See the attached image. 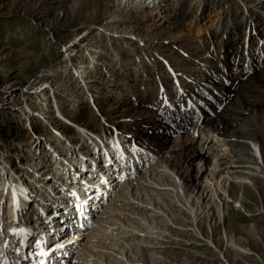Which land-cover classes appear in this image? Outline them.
I'll return each mask as SVG.
<instances>
[{
	"label": "rangeland",
	"instance_id": "rangeland-1",
	"mask_svg": "<svg viewBox=\"0 0 264 264\" xmlns=\"http://www.w3.org/2000/svg\"><path fill=\"white\" fill-rule=\"evenodd\" d=\"M59 1L60 4L66 2L67 4L64 6L69 8L68 14L70 13L73 15L78 11L76 10L78 6H83L82 4L85 2V0H73L71 1L72 3L69 2V0H0V92L2 91L0 99H8L7 103L4 104L7 105V107L0 109V150L9 154L7 159H9L10 165L15 162L17 163L14 169L16 174L18 171L21 172V161H29L27 160L26 154L24 156L22 155L23 157L21 156V151L25 152V148L29 147L30 136H32L33 133L27 127L28 124L24 121L25 118H23L20 111L13 110V107H9V105L17 106L21 101L19 100L18 102L19 96L22 94L21 92H23L26 96V101L34 104L36 109L47 107L50 110V104L54 99L51 93L52 89L51 91L48 90L49 92L46 91L48 97L46 101L48 102V105L43 104L44 102H38L37 104L36 98L37 96L42 95L41 92L31 93V91L36 88L39 91L41 89L40 83L48 79H51L50 83H52V88H54L53 94L56 97V101L59 100L63 102L65 115L69 117V119H80L81 121L86 119L90 121L92 125L99 128L102 121L99 122V119H97L99 117L92 114L88 105V100L83 98L91 97L93 103H97L101 106L104 115L103 117H105L106 120L109 117L113 118H110L109 123L115 124L116 127L124 131L123 133L128 132L132 134V137L134 136L139 149L146 148L149 151L153 150V148L155 149V147L160 144L159 141L157 143V140L164 139L168 133H171L173 137V139L170 140L172 144H175L177 141L187 140V137L189 136L186 135V132L191 133L190 129L188 127H177L179 129L182 128L180 132L175 128L177 123H180L179 114H176V116L174 115V117L171 113L164 114L163 119L167 117L165 120V126L167 125L168 127H166V129H169L164 137H159V135L163 133L158 132L157 129L150 128L148 130L149 115L151 114L146 115L148 117L143 116L145 113L142 114V112H146L147 109L146 105L142 103L140 99L142 93L138 95L137 93L133 94L132 89L131 92L126 91L123 81H127V85H130L131 88L133 83V86L139 84V71H142L144 69L143 66L145 65V67L148 68L146 76L151 77L150 84L153 86L152 96H150L149 100H157L160 95V89L165 86V92H169L168 95L171 93L172 97L170 100L175 103H177V95L172 73L175 69L180 68L181 66L182 68L194 72V75L195 72L198 74H196V77L192 74L183 80V82L186 83L185 86L190 85L191 87H195V81L199 76L206 82L208 81L210 83L212 81L213 83L211 82V84L216 85L217 83L214 84V80H208V77L204 76L202 72L198 73L196 71L201 70L202 66L207 62L216 64L217 61L216 58H214V55L216 54L214 51L212 52L211 49H207V47L205 48L204 45L210 44L202 45L197 42V36L191 32L193 19L191 17L192 13L184 14V10L187 11L193 4L197 5L200 1L209 4L212 0H171L169 6L171 9L170 12L172 16L175 17L174 19L178 21V26L174 29H169L170 31L168 30L167 33H161L160 29L157 26H154V21L149 18L150 15L146 14L144 16L141 12L131 10V8H129L130 5L127 6L125 0H120L121 4L117 5L112 4V0L88 1L87 4H91V10L98 4L102 6L101 8L106 10V13L101 17H97L98 11L95 8L92 12L93 18H91L89 14L84 15L83 13H80L86 20L92 19L94 21H99V23L105 27V29L99 31L97 29L92 30L91 32H81L83 33V38H85V40L79 42L80 45L91 43L97 47L99 46L96 48L97 50L100 49L98 51L100 55L99 58H95L97 60L95 64L97 67H88L89 74L88 78L85 79L87 80L88 85L85 86L80 85L76 78V70L81 64H83L80 63V56L82 54L81 48L83 46H77L73 52L70 53L72 57V59H70V55L63 53L62 49H60V45L57 44V37L50 36L47 31V29L52 27L53 24H57V22H55L56 20H54V13L58 12L55 10V7H59ZM132 3L134 4V2H131V4ZM71 4H74L75 6H72ZM217 7L221 8L220 6ZM211 15L212 13L209 16ZM83 16H80L79 19L77 15L71 16L68 22L77 23L83 18ZM94 17L97 18L94 19ZM212 18L216 21L218 18L217 14L212 15ZM205 20H207V26H209L206 28V31L210 32L214 29V23L211 24L206 17ZM98 38H100L99 41ZM96 40L97 42H95ZM138 40L144 42L140 45ZM145 43H148L146 47L144 46ZM131 49L132 51H130ZM90 51L92 52V50ZM232 53L234 52L229 54L228 60L229 66H231L230 68L233 69L229 72V79L227 81L228 85L225 87L223 91L224 93L220 95L219 105L217 106L218 112L220 113L224 110L229 112L230 109L237 108L243 110L253 106L259 108L263 106L264 108V65L254 69V73L252 74L244 73L240 70L241 66H237V62L234 59L235 53ZM230 55L233 56L231 57ZM90 59L91 57L89 56V60ZM149 59H151L152 62L149 63ZM142 61L143 63L141 64L140 62ZM219 62H221V60H219ZM26 64L28 67L25 68V70L23 67ZM112 70L117 79L114 87L111 86V83L107 82L110 81ZM50 72H52V75H46ZM18 78L26 79L23 83L19 84L20 87L14 93L16 99L13 102H9V92L11 89H3L15 85H12V83H16ZM61 95H64L66 99L61 97ZM77 103L78 105H76ZM32 111H34V109ZM41 111H46V109ZM253 115L256 120L251 119ZM209 119L210 118H208V120ZM244 119H246V122H255L253 126L251 125V128L254 130V133L259 140L262 141V146L264 147V109L262 115L257 112L248 111V113L246 112V114H244ZM159 122L162 123V121ZM50 124V121H35L32 122L31 127L34 131H49L48 128ZM154 133L158 134V136ZM152 134L153 136H151ZM201 135L202 134H199V137H197L198 139L195 141V145H193L198 149V152L200 150L198 156L203 155V150L198 148L201 144L200 142L203 140H201ZM249 145L250 147L248 148V151L250 150V153L253 152L259 161L257 147L253 146L251 142H249ZM173 148L176 147L173 146ZM168 150L172 151L176 156L174 157L175 162L171 161L172 166L171 164H168L169 161H167L166 164L173 169L178 165L181 166V159L179 162L178 158L183 155V152L181 153V150H172L167 145L164 151L167 153ZM17 154L20 159L15 157ZM2 155V152H0V159H3ZM18 160L20 162H18ZM154 162L155 166L159 163H164L162 161ZM202 163V161L199 162V165L195 167L196 170L199 171V174L201 167L204 166ZM216 163L217 160L211 164V168H217ZM139 165H141V162ZM143 167L144 166H137V169H142ZM138 175H142V172H139ZM209 178H211V175ZM209 178L207 180L210 182ZM163 179H160L158 182L165 183L162 185H168V187L173 189V192L171 190L161 191L162 193H168L163 197L166 201H169L166 207L162 203V208H167L166 213L171 211L170 213L174 215V218L172 217L171 221H168V226H164V221L161 220V217L152 216L150 218L149 213L151 210L145 211L141 208L137 209L136 204L138 202L136 204L133 202H136L139 199L141 202L142 199L143 201L141 203L149 206L147 201L154 200V198L156 201L159 197L151 191H148L146 195L143 190L144 188H141V192L137 197V193H134L135 191L137 192L136 188L134 191H130L132 184L130 183L131 180H129L130 184L125 182V186L123 185L124 188H119L120 191L122 188L124 191H127V189L129 190L130 198H128V202L115 201L117 205L114 202V206H119L121 212L120 214H110L113 217L116 216V219L119 221H124V228L128 229V231H133L132 233L135 232V229L138 231L137 236L134 235L133 238L138 237V239H142V233L147 236L143 237L146 240L153 236L158 238L155 239L154 237L153 243H148V241L142 239V242L136 243L137 240H135L132 241L135 242L133 245H128V247L130 246L129 250L132 252H135L138 248L137 252L139 254H137L135 258L139 257L140 264H264L263 183L257 190L251 187V189H245L242 186V188H239L234 192V195L230 194L228 196V183L224 185L225 187H218L215 184V189L213 187L214 182H212L213 184L211 183L210 187L211 191H208L207 196H205L201 209L198 208V212L201 211L199 224L201 225L200 228L203 230L200 234L195 225H193V227L191 224L193 214L187 209V206L189 205H183L180 200L175 197L176 193L173 188V186H175V181L168 177ZM170 182L172 184H167ZM127 184L128 186H126ZM0 187L1 190H3V184L0 185ZM5 190L7 191V194H9L8 191L10 194L14 192L12 188ZM0 195L3 196V191H0ZM135 196L137 198H135ZM236 196L239 199H242L241 201L244 203L243 207L239 206V202L234 200L233 197ZM115 197L117 198V196H114V198ZM196 207L197 205H195L194 209ZM125 211H129V215H126ZM132 211L135 213L139 212V214H136V216L133 214L131 215ZM106 215L108 216L109 213L105 212L104 216L106 217ZM176 216L177 218L179 217V222L177 221V218H175ZM105 217L103 218L105 219ZM111 221L112 223L114 222L113 224L111 223V225H113V227L115 226L114 228L117 232L123 229L121 227L120 229H116V225L119 227V225L115 223L117 221L114 219ZM183 223H186L187 225L184 227L181 225ZM93 225H95V223H92L90 228ZM244 231L249 234L244 233ZM140 232L142 233L139 234ZM105 233L110 232L106 231ZM121 233L123 232L121 231ZM95 234L98 235L99 233L96 232ZM95 234L92 233L91 236H96ZM102 237H100L102 240H97V244H99L98 246L101 247V250L104 249L105 253L99 252L101 250L96 251V259L101 257V260L104 263L106 259H110L109 257L111 255L121 256L120 253L123 251V242L119 245L121 250H118L108 247V244H110L109 242H112V240H108V238L103 240L104 238ZM128 239H126V241H129ZM83 240L84 241L77 246L78 248L82 247L83 243L90 242V240L85 242L87 241V238H84ZM52 242L53 241L49 244ZM146 244L150 247L143 246ZM126 249L128 250L127 247L125 250ZM74 250L75 249H72L73 253ZM129 250L127 253L130 255L135 254L129 252ZM89 252H91V249ZM73 253L72 256L74 255ZM67 259L70 258L67 257ZM114 259L116 258L112 257L110 259L111 263L109 264H119V262L116 263L117 260ZM138 259L135 260V264H137ZM89 262H91V260H89ZM89 262H85L84 264H88Z\"/></svg>",
	"mask_w": 264,
	"mask_h": 264
},
{
	"label": "bare ground",
	"instance_id": "bare-ground-1",
	"mask_svg": "<svg viewBox=\"0 0 264 264\" xmlns=\"http://www.w3.org/2000/svg\"><path fill=\"white\" fill-rule=\"evenodd\" d=\"M61 1H64V0H61ZM71 1L73 0H69V2ZM88 1L90 0H85V2H83L82 4L83 6L81 5L78 6V8L76 9L78 11L75 12L74 15L70 13L68 14L69 8H66L64 6L65 4H67L66 2H64V4L63 3L60 4V1H59V5H58L59 7L58 8L55 7V10L58 11L57 13H54V16H55L54 20H56L55 22H57V24H53V26L51 25L52 27H49L47 31L50 34V36L57 37L58 41L56 42L58 45H60V49H62L63 53H65L66 55H70V53L73 52V50L77 46L80 45L79 42H82L85 40V38H83L84 37L83 33L81 32L83 31L91 32L92 30L98 29L99 31V30L105 29V27L102 26L99 23V21H94L92 19L86 20L84 16L80 14V13H83L84 15L89 14V16L93 18L92 12H93V9L95 8L98 11L97 17H101L105 15L106 10L101 8L102 7L101 5L97 4L91 10L90 9L91 4H87ZM119 2L120 0H112V4L114 5L121 4V2L120 3ZM125 2H127L126 3L127 6L130 5L129 8H131V10L141 12L142 15L144 16L146 14L150 15L149 18L154 21L153 22L154 26H157L160 29L161 33H167L169 29H174L178 26V21L174 19L175 17H173L170 12L171 9L169 6L171 4L170 3L171 0H135V1L125 0ZM131 2H134V4L133 3L131 4ZM71 5L75 6L74 4H71ZM217 6H220L221 8H218ZM136 7H139V8H136ZM184 12H185L184 14L192 13L191 17L193 19H192V24H191L192 25L191 32H193V34L197 36V42H199L202 45L210 44V45H204L205 48L207 47V49L208 48L211 49L212 52L214 51V53L216 54L214 55L215 56L214 58H216V61H217V63L215 61L216 64L212 62H207L204 66H202L201 70H196V71L198 73L202 72L204 76L208 77V80L212 79L214 80V84L215 83L217 84L212 85L211 84L212 81L210 83L208 81L206 82L205 80H203V78L199 76L197 77V80L195 81V87H191L190 85L185 86L186 83L183 82V80L191 76L194 72H191V70L189 69L182 68L181 66L180 68L175 69V71H173L172 73L173 82L175 84L174 87H175V91L177 95V103L170 100L172 95L171 93L170 95H168L169 92H165L166 91L165 86L160 89V95L157 100L155 101L152 99L149 100L150 96H152L153 86L152 84H150L151 77L146 76L148 68H146L144 65L143 66L144 69L142 71L141 70L139 71V75H138L139 80H140L139 84H136L133 86L134 84L133 83L132 88H131L130 85H127L128 84L127 81H123V85H125V89L128 92H131V89H132L133 94L137 93L138 95L142 93L140 99L142 103L146 105V108H147L146 112H142V114L145 113L143 114L144 117H148L146 115L151 114L149 115V124L147 126L148 130L150 128L157 129L158 132L163 133V134L160 133L161 135H159V137L160 136L164 137L166 133L169 131L168 128L166 129V127L168 126L167 125L165 126V120L167 117L163 119L164 114L171 113L173 117L174 115L176 116V114H179L180 123L179 124L177 123V126H175V128L181 132L183 127H188L191 133L186 132V135H188L189 137H187V140L185 141L184 140L177 141L176 139L177 142L175 144H172L170 140L173 139V137L171 133H168V135H166L164 139L157 140V143L159 141L160 144L157 145L155 149L153 148V150L149 151L146 148L139 149L137 142L134 139V136L132 137V134L128 132L123 133L124 131L119 130V129L115 130L114 127L108 128L109 120L110 118L111 119L113 118L109 117L106 120V118H102L101 115L98 116L97 110L98 112H100L101 110L100 107H98L97 110H94V115L99 118L101 117L100 119L97 118L99 119V122L102 121V124H100L99 128L92 125L90 121L86 119L84 121H81L80 119H70V120H73L75 123L82 122L83 127L90 129L93 132L98 133L100 136H102V138L105 141L108 140L107 141L108 146L115 145L116 141L118 140V142L120 143V146L122 147L124 154L132 159L131 166L134 170H133L132 175H128L129 172L128 174H125V173L123 174V177L119 181V184L116 185L117 188L114 187L111 193L109 194V196L108 195L105 196V202L103 201L101 202L99 199L96 200V203H97L96 206L103 207L104 205V207L101 209L102 212L100 213V215H98V217L95 218L94 220L95 225H93L88 232H86L87 230L86 227H83L82 229V227H80V224H77L76 222H74L77 225L75 226V228L71 227L75 229L73 231L71 228H69L71 229L72 232L68 231V233L71 232V234L62 236L61 238H57L55 242L51 244V246H56L58 244L63 245L64 249L63 251H61L60 249L61 251L60 257H63V258H60V257L56 258L53 261V263L50 262V264H60V262H64V261L65 263L63 264H84L85 262H89V260H91V262H89L88 264H109L111 263L110 259L112 257L116 258L114 260H117L116 263L119 262V264H135V260L139 258V257L135 258V256L139 254L137 252L138 248L135 252H132L129 250V247L135 243L132 241L137 240L136 243L142 242V239H145L143 237L146 235L140 232L139 234L142 233V239L141 238L138 239V237L133 238L134 235L137 236L138 231H136V229L134 230L135 231L134 233H132L133 231L132 232L128 231V229L124 228V223H123L124 221L123 222L121 220L119 221L118 219H116V216L113 217L110 215V214H120L121 212L119 210L121 209L119 208V206L118 207L114 206L115 201L128 202V198H130L129 190L127 189V191H124L123 185L125 186V182L129 183L130 182L129 180H131L130 183L133 184V185L131 184V187H130L131 189L130 188L129 189L130 191L131 190L134 191V189L136 188L137 192L135 191L134 193H137V197H138V194L141 192V188H144L143 190L145 194L148 191L149 192L151 191L159 197L158 198L159 200L157 199L155 201V198H154V200H151L152 202L147 201L149 203V206L141 203L143 200L141 199V202H140L139 198H138L139 200L133 203L136 204L138 202L136 204L137 209L141 208V209H144L145 211L151 210L149 213L150 218L152 216L161 217L162 218L161 220L164 221V226L169 225L168 221L169 220L171 221V218L172 217L174 218V215L170 213L171 211L169 213H166L167 208H164V209L162 208V203L166 207L169 201H166V199L163 197L165 194H168V193L167 192L162 193L161 191L171 190L173 192V189L168 187V185L163 186L165 183H160L158 181L165 177L166 178L168 177L174 180L175 186H173V188L175 189V193H176L175 197H177V199L180 200V202L183 205L185 206L189 205L187 206V209L189 212H192L193 214V219H192L191 224L192 226L195 225L196 229L200 232V234L202 233L203 230L200 228L201 225L199 224L201 211L198 212V208L201 209V205L204 202L205 196H207L208 191H211L210 187H211L212 182H214L213 187L215 189H216L215 187L216 185L218 187H222V186L225 187L224 185L228 183V190H227L228 196L230 194L234 195V192L237 189L242 188V186L245 189H249L251 187L257 190L258 187L262 185V183L264 184V147L262 146V141L259 140V138L255 135L254 130L251 128L255 124V122H252V123H250V121L246 122V119H244V114H246V112L248 113V111L257 112L258 114L262 115V112L264 109L263 106L261 108L253 106V107H248L243 110L238 109V108L230 109V111L228 110L229 112H226L224 110L223 112H220V113L217 110V106L219 105L220 95L224 93L223 91L225 87H227L228 85L227 81L229 79V72H231V70L233 69V68H230L231 66H229V60H228V56L231 52L235 53V54L234 53L232 54H234V59L237 62V66H241L240 70L244 73L252 74L254 73L253 72L254 69L261 67V65H264V0H212V2H210L209 4H207L204 1H200L199 3H197V5L193 4L192 6H190V8H188L187 11L184 10ZM211 13L212 15L217 14L218 18L216 21H214V18H212V15L209 16ZM75 15H77L78 19L80 16H83V18H81V20L78 21L77 23L68 22L69 18ZM97 17H94V19ZM205 17L209 19L211 24L214 23V29L211 30L210 32L206 31V28H208L209 26H207V20H205ZM100 38H98V41L100 40ZM95 42H97V40ZM139 42L141 45V43L144 41L140 40ZM87 44H89L90 46ZM147 44L145 43L144 46L146 47ZM80 46L81 47L83 46L81 48L82 54L81 56L79 55L81 57L80 63H83V64H81V66H79V68L76 71H77V74L80 73V75L77 76V78L82 79L83 85L85 86V85H88L87 80H85L86 78H88V74H89L88 67L90 68L97 67V65L95 64L97 62L96 59H98L100 56L98 53L100 49L97 50L96 48H98L99 46L97 47L96 45L91 44V43H85ZM90 50H92V52ZM130 51H132V49ZM89 56L91 57L90 60H89ZM230 56L232 57L233 55H230ZM70 59H72V57ZM219 60H221V62H219ZM148 61L149 63L152 62L151 59H149ZM140 63L142 64L143 61ZM27 67L28 66L26 64L24 65L23 68L25 69ZM196 74L197 73L195 72V75L193 74V76L196 77L198 75ZM46 75L50 76L52 75V72L47 73ZM25 79L26 78L24 79L18 78V81L16 83H12V85L13 84L15 85L6 87V89H3V90L11 89L9 92V95L11 93H15L17 89L20 87L19 84L23 83ZM50 80L51 79L41 82L40 84L41 85L43 84L42 89L38 91L36 88L35 90L31 91V93L41 92L42 98L45 97L46 91L48 90V88H46L47 85L49 86V88L52 87V83H50ZM107 82L111 83V86L113 87L115 85V82H117L116 75L114 74L113 70L110 75V81H107ZM1 92H0V95H2ZM53 96L55 98L54 94ZM61 97L66 99L64 95H61ZM7 101L8 99L7 100L0 99V104H2L3 102L7 103ZM91 101H93L92 98L91 99L88 98V103ZM58 102L61 105H63V102L59 100ZM190 104L193 106H189ZM76 105H78V103ZM3 107H7V105H3V104L0 105L1 109ZM9 107H14V106H9ZM60 114H61V117L66 118L67 120L69 119V117H67L65 114H62L61 111H60ZM208 118L210 119L208 120ZM251 119L256 120L254 115L251 117ZM159 121H162V123H160ZM50 122L51 124L52 123L55 124L54 131L52 132L53 134L57 132H68V131L72 132L70 127H68V130L65 129L64 123L61 120H55V121L52 120ZM180 126L182 128L180 129L177 128ZM78 130L80 131V129H77L76 127L73 129L74 133L79 134ZM52 133L50 135L51 140L54 139V136H52ZM199 134H202L201 140L203 139L200 142L201 143L200 146H198V148L203 150V155L201 156H198V153L200 152V150L198 152V149L195 146H193L195 145V141L198 139L197 137H199ZM156 135L158 136V134ZM151 136H153V134ZM249 142H251L253 146L257 147V153H258L260 162L257 160L253 152L252 154L249 152L250 150L248 151V148L250 147ZM71 145H74V144H71ZM167 145L172 150H181V153L183 152V155H181V157L178 158L179 162L181 159V162H182L181 166L178 165L174 169L169 166L171 164V161H174L175 159L174 157L176 156V154L172 153V151H169V150L166 153L164 149H166ZM173 146H175L176 148H173ZM164 156H165V159H164ZM2 157L3 159H0L1 160L0 163L2 162H4V164L7 163L8 160L4 157V155H2ZM27 160H29V161H26L27 164L25 165V167L27 168H31V166L36 163V160L34 158L29 157ZM215 160H217V163H216L217 168L216 167L211 168V164H213ZM154 161H162L164 163H159L157 166H155ZM167 161H169L168 162L169 165L166 164ZM201 161L203 162L202 164L204 166L201 167V171L199 174V171L196 170L195 167L199 165V162ZM140 162H141V165H139ZM0 165L2 166L3 164H0ZM136 165L144 166V167L142 169H137ZM139 172H142V175H138ZM210 175H211V178H209ZM208 178L210 182L207 180ZM167 184H172V183L170 182ZM23 185H25L23 180L20 181V184L16 183L14 185V188H12L14 192L11 193V199L15 195L19 197V195L22 192V190L20 192L19 188L20 186H23ZM126 186H128V184ZM3 187H4L3 190H1V187H0V191H3V194L4 193L7 194V191L5 189L9 190L10 186L8 185L6 186V183H5ZM74 187L77 188L78 186L75 185ZM120 187H123L121 191L119 189ZM114 196H117V198L115 197L116 198L115 199ZM1 197H3V200L5 202L4 195L3 196L0 195V210L2 209ZM137 197L135 196V198ZM233 198L236 202H239V206H242V207L244 206V203L241 201L242 199H239L237 196ZM195 205H197V207L194 209ZM22 207L20 203V208L16 210L17 215L20 214V210L22 212ZM9 208L10 209L8 211V214H6L8 215L6 216L7 217L6 220H2L0 218V224H2L0 225V227H2L0 228V250L4 249L5 252L10 253L11 251L7 249L10 243L4 246L5 244L4 239L7 236L15 237L18 235H16L15 232L13 233L8 232L10 231V229H13L17 225V222H14V219H13L14 209L12 208L11 203L9 204ZM134 211L131 212V215L133 214L134 216H136V214L137 215L139 214V212L135 213ZM105 212L109 213V215L108 216L106 215V217L104 216ZM128 212L125 211L126 215H129ZM2 213L3 211L0 212V215L3 218ZM102 215L103 217H105V219L102 217ZM177 216L175 218H177ZM20 218L21 217H18V220H21ZM178 218H177V221L179 222ZM113 219L116 220L117 222L115 223L119 225V227L116 225V229H120V227L123 228L119 232L115 230L114 228L115 226L113 227V225H111L112 223L111 220ZM131 223H134V222H131ZM181 225L185 227V225L187 224L183 223ZM3 226L5 227V230L8 233L7 232L5 233ZM67 227L69 226L67 225ZM106 231L110 233H105ZM121 231L123 233H121ZM96 232H98L99 234L98 235L95 234ZM92 233H94L96 236L94 235L91 236ZM244 233H247V232L244 231ZM100 237L104 238L103 240L107 238L108 240L109 239L112 240V242H109L110 244H108V247H112L118 250H121V247L119 248V245L123 242V246H122L123 251L122 253H120L121 256L111 255L109 257L110 259H106L104 263L101 260V257H98V259H96L95 257L96 251L101 250V247L98 246L99 244H97V240L101 239ZM154 237L155 236H153L152 238H149L148 240L145 239V241H148V243H153ZM84 238H87V241L85 242H88L89 240L90 242L83 243L82 247L78 248L77 246L80 243H82V241H84L83 240ZM156 238L157 237H155V239ZM126 239H128L129 241H126ZM252 241H253V238H252ZM129 244L130 246L128 247ZM143 246L150 247L148 244L143 245ZM126 247L128 248L129 252H132L133 254L134 253L135 254L130 255L129 253H127L128 250L127 249L125 250ZM72 249H75L74 253L72 252ZM90 249L93 254L89 252ZM99 252L105 253L104 249ZM72 253L74 254L73 256H72ZM47 257H49V255H47ZM67 257L70 259H67ZM21 259H23V257ZM139 260L140 259H138L137 264H140Z\"/></svg>",
	"mask_w": 264,
	"mask_h": 264
},
{
	"label": "built area",
	"instance_id": "built-area-1",
	"mask_svg": "<svg viewBox=\"0 0 264 264\" xmlns=\"http://www.w3.org/2000/svg\"><path fill=\"white\" fill-rule=\"evenodd\" d=\"M78 83L83 85L81 81ZM42 87L43 84L40 88ZM46 88L49 91L52 89L54 98V88H49L48 85ZM21 93L18 99V102L21 100L20 103L17 106H11L17 108L13 107V110L20 111L29 129L35 121L64 120L60 114V111L65 114L64 105L56 101V97L50 104V110L47 107L36 109L34 104L26 101L24 93ZM9 97V102L16 99L14 93H11ZM47 98V95L43 98L42 95L37 96L36 102L37 104L44 102L43 104L48 105ZM83 98L86 99V97ZM33 109L34 111H31ZM43 109L46 111H41ZM81 126L82 129L78 130L79 134L70 131L53 134L54 123L49 125V131L30 129L33 133L30 136V146L25 148V152L21 151V156L26 154L27 159L34 158L36 163L31 168H27L26 160H22L21 172L18 171L17 174L14 170L17 163L10 165L7 159L9 154L0 150L8 160L7 164L0 163L3 164L0 165V185L4 186L6 183V186L13 188L16 183L20 184L23 180L25 185L22 186L20 197L21 201L25 202L24 206L27 207L24 221L43 232H48L49 228L57 233H68L71 229L73 230L71 227L75 228L77 224H80V227L87 225V220L94 218L101 211V207L96 206V200L104 202L105 193L119 184L118 173L131 171L127 165L128 161L116 155L113 145L108 146L102 136L83 127L82 123ZM64 127L68 130V125L64 124ZM51 133L54 136L52 140ZM18 156L17 154L15 157L20 159ZM131 160L130 158V163ZM75 185L78 187L75 188ZM80 186L82 191L78 194L76 189ZM3 195L8 201L10 195L6 193ZM19 216H21V210Z\"/></svg>",
	"mask_w": 264,
	"mask_h": 264
},
{
	"label": "snow or ice",
	"instance_id": "snow-or-ice-1",
	"mask_svg": "<svg viewBox=\"0 0 264 264\" xmlns=\"http://www.w3.org/2000/svg\"><path fill=\"white\" fill-rule=\"evenodd\" d=\"M189 106H193V105L190 104ZM73 195H75V193H73ZM20 231H21V232H25L26 230L21 229Z\"/></svg>",
	"mask_w": 264,
	"mask_h": 264
}]
</instances>
